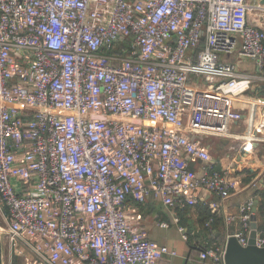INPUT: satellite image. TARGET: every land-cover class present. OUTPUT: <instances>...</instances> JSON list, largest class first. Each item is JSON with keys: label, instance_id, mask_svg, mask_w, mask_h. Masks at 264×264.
I'll return each instance as SVG.
<instances>
[{"label": "built area", "instance_id": "obj_1", "mask_svg": "<svg viewBox=\"0 0 264 264\" xmlns=\"http://www.w3.org/2000/svg\"><path fill=\"white\" fill-rule=\"evenodd\" d=\"M261 2L0 0V204L10 255L25 264L176 257L147 238L136 205L183 209L200 192L229 197L234 183L209 170V152L192 137L227 135L241 119L234 99L264 82ZM232 54L255 73L221 59ZM192 161L206 164L200 175ZM253 205L240 207V228L227 237L242 247ZM224 252L205 246L199 259L224 264Z\"/></svg>", "mask_w": 264, "mask_h": 264}, {"label": "crops", "instance_id": "obj_2", "mask_svg": "<svg viewBox=\"0 0 264 264\" xmlns=\"http://www.w3.org/2000/svg\"><path fill=\"white\" fill-rule=\"evenodd\" d=\"M223 61L233 63L239 72L254 74L255 66L252 61L240 58L237 54L222 56ZM264 76V72H263ZM264 79V78H263ZM191 83L200 85L201 80L192 78ZM199 104L204 106L201 99ZM214 102H207V109ZM235 109L241 113V119L231 122L228 134L221 137L209 135L193 140L199 141L209 152L211 161L207 163L210 171L225 174L228 181L234 183L233 189L227 199L220 200L217 196L200 192L198 204L186 206L183 209H168L156 201L140 205L138 209L143 220V228L147 238L159 245L176 252V257H164L159 264H213L212 259L200 260L199 254L205 246L222 247L227 237L240 228V207L249 200L257 206L263 204L264 196V82L254 81L251 89L234 99ZM207 115V122H209ZM215 127H219L216 120ZM253 133V134H251ZM253 135L251 139L249 137ZM206 164L192 161L191 170L197 175L201 167ZM217 205L214 214H210L209 206ZM151 206H154L151 207ZM178 223L173 222V218ZM207 217H211L207 233H201L199 226ZM257 236L264 226V216L259 214L256 207ZM228 218H234L227 225ZM157 222H167L168 228H160ZM179 227L183 232L179 231ZM264 231V230H263ZM250 234V233H249ZM248 234V236H249ZM186 236V239L183 237ZM10 264H25L26 259L16 256Z\"/></svg>", "mask_w": 264, "mask_h": 264}, {"label": "water", "instance_id": "obj_3", "mask_svg": "<svg viewBox=\"0 0 264 264\" xmlns=\"http://www.w3.org/2000/svg\"><path fill=\"white\" fill-rule=\"evenodd\" d=\"M264 4V0L261 2ZM257 204L254 203L250 217V234L247 245L242 247L238 241L230 236L225 243L224 264H264V247L256 246L257 238ZM0 264H3L2 248L0 243Z\"/></svg>", "mask_w": 264, "mask_h": 264}, {"label": "rangeland", "instance_id": "obj_4", "mask_svg": "<svg viewBox=\"0 0 264 264\" xmlns=\"http://www.w3.org/2000/svg\"><path fill=\"white\" fill-rule=\"evenodd\" d=\"M154 208V206H151ZM5 210L2 208L0 204V243H1V248H2V256H3V264H10L12 263L13 260H16V256L10 255L8 251V246H7V236H6V231H7V223L5 219ZM18 260V259H17ZM16 263L19 264V262L16 261Z\"/></svg>", "mask_w": 264, "mask_h": 264}, {"label": "trees", "instance_id": "obj_5", "mask_svg": "<svg viewBox=\"0 0 264 264\" xmlns=\"http://www.w3.org/2000/svg\"><path fill=\"white\" fill-rule=\"evenodd\" d=\"M149 203H150V202H149ZM137 206H139V208H140V205H137ZM262 209H263V205H259V206H257V210H258L259 214H262ZM208 219H211V217L208 218ZM212 221H213V220H212ZM206 224H207V217H206L205 220H203V222H202L201 225L199 226V231H200V230L203 231V232H201V233H204V232L207 233V228L205 227ZM260 228L264 230V226H262V227H260ZM263 230H260V231H263Z\"/></svg>", "mask_w": 264, "mask_h": 264}]
</instances>
